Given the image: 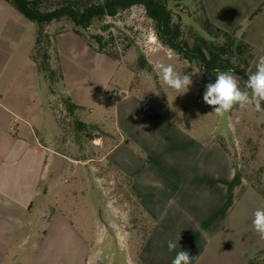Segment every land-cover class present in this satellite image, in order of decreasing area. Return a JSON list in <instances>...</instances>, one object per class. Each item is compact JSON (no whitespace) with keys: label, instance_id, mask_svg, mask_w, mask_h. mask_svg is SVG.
Instances as JSON below:
<instances>
[{"label":"crops","instance_id":"crops-1","mask_svg":"<svg viewBox=\"0 0 264 264\" xmlns=\"http://www.w3.org/2000/svg\"><path fill=\"white\" fill-rule=\"evenodd\" d=\"M203 2L211 21L224 30L233 32L244 21L247 10L227 25L218 16L220 0ZM263 19L264 10L243 31L255 48ZM59 26L52 24L48 32ZM36 40L34 23L0 0V264H89L85 235L62 211L46 210L56 158L71 160L56 151V139L46 129L47 118L56 115L55 93L32 58ZM53 48V69L57 48L74 55L97 53L71 31L59 34ZM259 55L257 48L252 71ZM122 96L117 95L118 137L99 141L97 147H110L96 165L112 160L149 219L138 264H171L180 250L189 252L192 264H264V240L252 224L255 210L264 205V191L238 168L226 131L197 135L141 96ZM39 221L46 227L35 240ZM169 240L177 242L173 252Z\"/></svg>","mask_w":264,"mask_h":264},{"label":"rangeland","instance_id":"rangeland-1","mask_svg":"<svg viewBox=\"0 0 264 264\" xmlns=\"http://www.w3.org/2000/svg\"><path fill=\"white\" fill-rule=\"evenodd\" d=\"M201 2L205 6L203 0H178L173 4L186 25L190 24L184 27L190 44L195 35L207 37L199 23L203 15ZM262 2L264 0H220L216 7L220 11L218 16L227 25L243 17L241 25L246 29L250 26L247 18L252 9ZM10 8L18 13L12 6ZM257 25L254 35L261 41L257 47L261 56L264 55V19ZM57 29H67V26L64 23ZM55 30H50L51 34ZM96 35L105 36L108 42L105 52L118 53L123 61L117 62L91 51L74 55L69 50L57 48L55 53V68L63 67L66 80L53 86L52 103L56 115L47 118L46 129L56 139V151L71 161L63 163V159L56 158L48 180L54 185L53 191L44 197L46 210L49 214L57 209L62 211L85 235L90 243L89 264H138L137 253L150 230L149 219L131 196L128 181L123 179L112 160L96 165V160L110 147V144L105 148L97 147L99 141L118 137L117 101L121 99L118 93L123 94L122 97L130 93L141 96L197 135L225 130L226 145L238 168L260 191H264V111L237 107L224 116L211 113L212 107L203 102V92L204 86L212 81L197 63L183 60L159 41L155 25L142 7L113 19L107 18L85 32L87 41L94 45ZM141 56H145L148 64L150 61L155 66L171 64L181 75H192L193 85L186 94L177 95L163 83L154 65L150 64L152 70L141 69ZM41 75L44 78L45 75ZM237 79L243 89L245 85ZM47 87L51 92L49 83ZM47 87L43 81V88ZM67 100L75 106L78 103L73 115L67 111ZM80 123L88 126L80 128ZM39 222L41 232L36 233L35 240L41 238L46 227L44 222Z\"/></svg>","mask_w":264,"mask_h":264},{"label":"trees","instance_id":"trees-1","mask_svg":"<svg viewBox=\"0 0 264 264\" xmlns=\"http://www.w3.org/2000/svg\"><path fill=\"white\" fill-rule=\"evenodd\" d=\"M28 21L37 27V40L32 58L40 73H43L54 93V85L63 81L61 69H53L51 65L54 39L61 33L71 31L82 39L97 53L105 55L115 61H123L118 53H108L105 36H94L95 45L89 43L85 32L94 24H100L107 18H116L121 13L135 7H142L147 18L153 21L157 38L168 49L176 53L189 63H197L204 71V75L212 82L215 72L231 70L245 85L256 55L257 48L244 40V26H238L233 32H228L215 25L209 18L205 6L201 3L202 18L200 27L207 37L195 35L193 44L186 39V25L183 16L177 14L173 4L178 0H4ZM264 10V2L259 4L248 16L251 24ZM64 24L67 29H57L53 34L48 28L54 24ZM185 24V25H184ZM60 27V26H59ZM247 27V26H246ZM110 27H106L108 30ZM139 65L143 70H152L145 56L139 58ZM69 114L73 115L77 106L66 101ZM80 128L86 127L80 123Z\"/></svg>","mask_w":264,"mask_h":264},{"label":"clouds","instance_id":"clouds-1","mask_svg":"<svg viewBox=\"0 0 264 264\" xmlns=\"http://www.w3.org/2000/svg\"><path fill=\"white\" fill-rule=\"evenodd\" d=\"M156 69L162 76L163 83L175 90L177 95L186 94L193 85L192 75H181L171 64L158 63ZM255 71L248 70V78L245 86L240 87L237 76L231 70H219L215 72L214 82H208L204 86L203 102L212 107L218 116H224L234 108L245 110L252 108L257 112L264 111V55L257 58L254 64ZM157 95L160 93L153 91ZM252 224L255 232L264 240V205L258 207L253 215ZM169 252L177 248V242H167ZM192 258L188 251L176 252L171 264H192Z\"/></svg>","mask_w":264,"mask_h":264}]
</instances>
